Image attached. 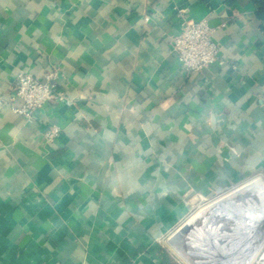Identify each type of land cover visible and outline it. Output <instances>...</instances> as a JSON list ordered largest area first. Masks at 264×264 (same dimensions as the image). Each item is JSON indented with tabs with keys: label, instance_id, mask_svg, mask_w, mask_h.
Listing matches in <instances>:
<instances>
[{
	"label": "crops",
	"instance_id": "1",
	"mask_svg": "<svg viewBox=\"0 0 264 264\" xmlns=\"http://www.w3.org/2000/svg\"><path fill=\"white\" fill-rule=\"evenodd\" d=\"M257 10L0 0V264H181L163 238L188 199L264 176ZM184 19L214 28L219 59L201 72L170 44ZM53 68L54 97L32 121L16 113L17 75L43 80Z\"/></svg>",
	"mask_w": 264,
	"mask_h": 264
},
{
	"label": "rangeland",
	"instance_id": "2",
	"mask_svg": "<svg viewBox=\"0 0 264 264\" xmlns=\"http://www.w3.org/2000/svg\"><path fill=\"white\" fill-rule=\"evenodd\" d=\"M255 178L264 181V176H253L246 180L233 183L223 191L216 192L211 196H206L207 199L205 200L201 199L200 196H191L187 201L188 209L186 213L163 238V244L166 249L181 264H256L255 260L260 256L261 252H263L264 246H262L259 251L252 252L251 248L247 246L249 241L247 242L246 239H242L238 249L234 253H231L228 248L233 230L230 229L225 222L235 217L236 214L234 215L233 213L235 208L227 211L226 215L222 217L215 216L209 222L211 227H217L219 229L216 240L226 247L225 250L210 243L204 236H201L196 241L190 242L189 237L195 230V226L193 224L186 226L188 221L193 218L194 213L199 211L205 204L231 194L236 188L246 185ZM237 199L238 205H240L238 207H244L252 214L258 211H264V190H262L260 185H255L247 190L243 189ZM181 226L183 230L177 231ZM234 242H238L237 239H235ZM257 242L256 240L254 241V243Z\"/></svg>",
	"mask_w": 264,
	"mask_h": 264
},
{
	"label": "built area",
	"instance_id": "3",
	"mask_svg": "<svg viewBox=\"0 0 264 264\" xmlns=\"http://www.w3.org/2000/svg\"><path fill=\"white\" fill-rule=\"evenodd\" d=\"M182 25L183 28L179 34L171 38L172 49L187 72H201L219 59L220 47L214 39V28L205 19L193 22L184 19ZM60 76L58 68L48 71L43 80L29 73H19L15 82V96L21 99L22 104L13 106V110L32 121L35 112L56 94ZM59 98L64 99L63 96ZM59 133V127L53 126L46 133V137L53 139ZM200 197L207 199L205 196Z\"/></svg>",
	"mask_w": 264,
	"mask_h": 264
},
{
	"label": "bare ground",
	"instance_id": "4",
	"mask_svg": "<svg viewBox=\"0 0 264 264\" xmlns=\"http://www.w3.org/2000/svg\"><path fill=\"white\" fill-rule=\"evenodd\" d=\"M263 184L264 183L261 180L255 178L246 185L236 188L231 194L205 204L199 211L194 213L193 218L186 224V226L190 224L195 226V230L189 237L190 242L196 241L201 236H204L210 243L225 250L226 247L218 243L216 240V235L219 232V229L217 227H211L209 222L215 216L222 217L226 215L227 211L235 208L233 212L234 215L236 214L235 217L225 222L228 224L229 228L233 230L231 241L228 246L230 252L234 253L238 249L242 239H246L247 242L249 241L247 246L251 248L252 252L259 251V249L264 246V211H258L257 213L252 214L244 207H238L240 205H238L237 198L243 189L247 190L255 185H260L262 190H264ZM181 230H183L182 226L177 231ZM235 239H237L238 242H234ZM255 240L258 242L254 243ZM255 261L256 264H264V250Z\"/></svg>",
	"mask_w": 264,
	"mask_h": 264
},
{
	"label": "trees",
	"instance_id": "5",
	"mask_svg": "<svg viewBox=\"0 0 264 264\" xmlns=\"http://www.w3.org/2000/svg\"><path fill=\"white\" fill-rule=\"evenodd\" d=\"M258 5V16L264 19V0H253Z\"/></svg>",
	"mask_w": 264,
	"mask_h": 264
}]
</instances>
